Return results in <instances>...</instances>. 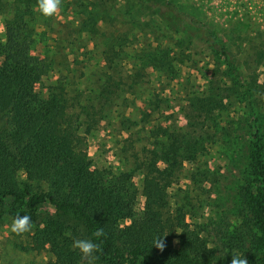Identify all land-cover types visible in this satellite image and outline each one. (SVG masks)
I'll list each match as a JSON object with an SVG mask.
<instances>
[{"label": "trees", "instance_id": "obj_1", "mask_svg": "<svg viewBox=\"0 0 264 264\" xmlns=\"http://www.w3.org/2000/svg\"><path fill=\"white\" fill-rule=\"evenodd\" d=\"M138 1L147 7L146 0ZM126 8L114 9L110 0H65L62 12L77 17L76 26L70 27L77 33L71 49L86 48L81 33L101 36L103 65L93 74L94 86L79 90L69 87L74 83L69 77L56 78L42 97L35 86L53 71L54 63L47 54L31 59L36 20L43 17L38 0H0V217L13 220L19 213L33 219L30 232L14 233L22 238L15 245L49 254L30 264H87L72 246L75 239L99 243L94 264H230L234 254L244 255L249 264H264V81H258L256 69L243 71L240 58L212 23L195 20L172 4L160 14L164 30L183 27L187 32L172 45H190L197 36L213 51L214 68L204 88L186 94L182 127L147 126L157 109L151 98L136 107L141 125L132 135L143 131L145 142L143 151L128 158L142 173V209L136 211L129 172L90 166L81 127L88 132L115 117L121 125H134L135 120L120 113L150 82L149 69L168 78L167 70L190 59L166 49H136L129 30L117 35L104 29L117 15L130 19L138 13ZM253 63L264 64V50L255 51ZM174 71L172 79L179 75ZM128 126L122 131L131 133ZM213 141L228 150L226 172H202L211 173L212 178L204 175L205 181L216 183L227 196L225 208L234 221L188 222L190 203L173 201L170 189L183 190L175 186L183 163L195 160ZM40 182L48 189H41ZM101 227L106 235L97 239L93 233ZM164 236L167 246L161 252L154 241Z\"/></svg>", "mask_w": 264, "mask_h": 264}, {"label": "rangeland", "instance_id": "obj_2", "mask_svg": "<svg viewBox=\"0 0 264 264\" xmlns=\"http://www.w3.org/2000/svg\"><path fill=\"white\" fill-rule=\"evenodd\" d=\"M162 1L146 0L144 3L147 7H145L140 6L138 0H110L114 9L121 6L124 8L129 6L131 9L132 6V10L134 12L138 10V13L130 19L117 15L114 22L104 26V29L112 30L117 35L129 30L133 34L131 42L136 49L140 47L148 50L157 48L160 52L166 49L169 54H184V58L190 57V59L173 68L179 74L173 79L170 76L175 74L173 69L165 72L168 78L161 77L162 71L149 69L152 73L148 76L150 82L145 83L144 87L134 94L136 100H133V105L126 107L124 112L120 113L125 118L135 120L134 125L127 122L121 125L118 117H115L110 121H101L88 132H85V127L80 129L83 133L81 146L85 147L92 168L109 166L113 171L130 173L131 185L137 194L136 211L142 209L144 202L142 173L136 169L132 158L128 157L133 152L143 151L142 146L145 142L142 138L143 131L139 132V137L132 135L141 125L136 122L139 114L136 107H141L146 101L144 99L151 98L150 101L157 109L148 118L147 126H159L163 129L176 124L182 127L186 123L182 113V108L186 105V94L188 91L198 92L204 88L211 79L214 68L213 51L197 36H193L190 45L186 43L181 46L172 45L177 38L183 39L187 32L183 27H181L182 30H164L160 14L167 9V6L175 5L183 14H192L195 20L212 23L220 30L230 49L240 58L243 71L248 73L256 69L260 74L256 78L258 81H264V64L254 65L253 63L255 51L264 50V0H164L169 2L167 5ZM64 2L65 0L62 1L58 14L52 17L43 15L42 19H37V24H35L37 43L30 52L31 59L36 61L47 54L54 63L53 71H49L35 86V91L42 97L48 95L47 85L54 82L56 78L69 77L74 82L69 83V87L71 85L72 88L79 90L94 86L92 79L96 78V75L93 76V74L99 72L103 65L101 50L105 48V39L101 36L81 33L79 36L87 40L86 48L77 51L71 49L73 48L71 42L75 41L77 33L73 29L70 30V27L76 26L77 17L72 12H67V14L62 12ZM112 11H110L111 14H113ZM184 20L186 21L185 18ZM2 36L3 23L0 22V38ZM64 52L68 54L66 59L61 58ZM69 52H73V55ZM58 60H61V63H56ZM66 66H69V69ZM128 125L133 130L131 133L121 129ZM124 140L127 141V149L123 147ZM206 146H208L207 149L195 160L183 163L177 176L178 184H175V186H181L183 190L170 189L171 199L173 201L187 200L190 203L191 208L186 217L188 222H213L215 224L229 222L230 224L234 220L232 211L225 208L224 201L227 196L217 190L216 183L210 184L205 181L204 175L207 172H202L205 169L215 174H219L218 171L226 172L228 150L219 141H213ZM232 170L235 172L234 169ZM206 176L212 178L211 173ZM18 181L23 183L25 175L20 173ZM33 186H38V184ZM39 187L43 190L48 189L45 182H40ZM11 224L12 217L8 215L0 217V264H30L49 258L46 252L24 250L15 245L16 238L11 231Z\"/></svg>", "mask_w": 264, "mask_h": 264}, {"label": "clouds", "instance_id": "obj_3", "mask_svg": "<svg viewBox=\"0 0 264 264\" xmlns=\"http://www.w3.org/2000/svg\"><path fill=\"white\" fill-rule=\"evenodd\" d=\"M61 4L62 0H38L39 11L45 17H52L58 14L61 9ZM32 228L33 219L30 215H20L18 213L12 220L11 231L16 235L28 233ZM105 235L102 227L93 233V236L97 239ZM165 237L166 236L157 238L154 241V246L161 252L164 251L167 246ZM72 246L80 251L82 259L86 260L87 264H94L95 256L93 254L100 251L99 243L95 242L93 239H75ZM230 264H249V261L244 255L234 254L232 255Z\"/></svg>", "mask_w": 264, "mask_h": 264}]
</instances>
